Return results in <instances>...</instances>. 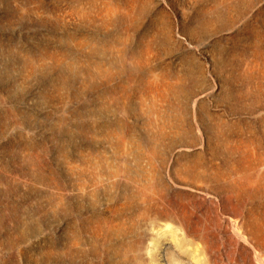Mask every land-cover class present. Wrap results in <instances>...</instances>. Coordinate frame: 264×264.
Here are the masks:
<instances>
[{"label":"rangeland","instance_id":"374dc122","mask_svg":"<svg viewBox=\"0 0 264 264\" xmlns=\"http://www.w3.org/2000/svg\"><path fill=\"white\" fill-rule=\"evenodd\" d=\"M0 264H264V0H0Z\"/></svg>","mask_w":264,"mask_h":264}]
</instances>
